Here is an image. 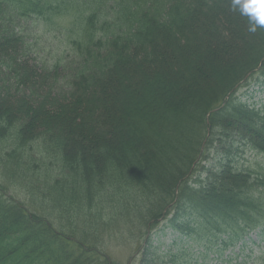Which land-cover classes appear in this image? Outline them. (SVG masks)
<instances>
[{"label": "trees", "instance_id": "trees-1", "mask_svg": "<svg viewBox=\"0 0 264 264\" xmlns=\"http://www.w3.org/2000/svg\"><path fill=\"white\" fill-rule=\"evenodd\" d=\"M214 5L0 0V264H117L108 239L132 231L147 236L142 264H164L150 253L163 230L204 242V261L213 245L217 258L231 249L237 264H264V175L235 163L245 149L264 153V110L234 93L255 72L264 88V35L248 51L253 62L216 89L179 96L161 78L163 49L186 46L183 29L203 21L214 45L235 43L244 16ZM25 23L63 36L39 69ZM129 75L133 133L122 138L110 101ZM212 153L222 157L215 169ZM256 244L258 255L245 254Z\"/></svg>", "mask_w": 264, "mask_h": 264}, {"label": "rangeland", "instance_id": "rangeland-1", "mask_svg": "<svg viewBox=\"0 0 264 264\" xmlns=\"http://www.w3.org/2000/svg\"><path fill=\"white\" fill-rule=\"evenodd\" d=\"M222 1L223 0H215L214 7H216L219 13H235L236 11L237 13H240L232 7V0L224 1L225 9H223V4L221 5V3H223ZM200 7H203L202 4ZM232 15L233 14L229 13L227 14V17H231ZM239 16L242 17L241 14ZM243 21L244 22L241 21L242 23L239 22V35L235 39L236 41L234 40L235 43L232 42L230 46H226L224 41L217 44L218 46L214 45L217 41L214 42V39H212L213 37L209 36L210 30L209 32H206V30L201 27L203 21L194 24L192 27L190 26V29H183L181 31V36L188 37L185 39L186 46L178 45L177 47L179 48L174 54H171L168 47L163 49V62L166 66V70L161 74V78L168 81V87L173 91L178 92L179 96L184 95V92L185 94L193 95L202 89L213 90V88L216 89L215 85L219 83L220 78L232 76V73L238 72L241 68L247 66L248 64L250 65L253 62L254 57L251 55L248 56V51H252L251 47H254L258 41L263 40L261 37L264 35V28L257 27L255 31H252L246 16H244ZM27 23H25V25H27L26 28L28 33L38 39L37 43L41 50L35 51L33 49L34 45L32 44L31 48L34 51H29L30 59L36 68L39 69L41 67L40 63L42 60L51 61L56 57L54 56V53L57 54L59 52L56 50L57 46L59 49L63 48V45H59V43L63 40V36L61 34H55L51 37L39 26H28ZM234 27L236 28V26H233V29ZM238 29L236 28V30ZM174 40H177V36ZM174 40H172L173 43L175 42ZM231 48L233 50H231ZM242 52H244V54ZM159 70L160 69L157 67L148 72L152 74H159L161 73ZM255 70L258 71L259 68ZM132 79V75L127 76V78L120 79L116 83L119 86L120 97L116 100L110 101V103H115L117 100L119 101V104L117 101L116 105V107H118L116 108L118 111L116 114L117 119L119 120L117 123L113 121L112 126L115 128L114 134L119 133L122 138H127L133 133V130L126 121V114L131 110V106L129 104L130 100L128 98V94L124 93L126 92L127 87H129L130 90L133 89ZM155 79H157V77ZM243 80L241 79L239 86L235 88V92L233 91L235 95L248 100L252 104L258 105L264 110V88L259 82V75L255 72V74H252L246 77L244 81ZM113 92L114 91L112 90V93ZM112 93L110 92L111 96ZM219 97H221V95H219ZM39 114H41V118L44 117L42 113L39 112ZM51 117L54 119V115ZM44 121L49 120L44 119L42 122ZM50 121L52 120L50 119ZM73 128L78 131L80 129L81 132L82 126L73 121ZM91 137H94V135L89 133L88 138L90 139ZM85 141H87V138H85ZM239 155L240 154L238 152L237 158H235V163L240 165L239 167L244 166L246 169L250 168L257 173L264 175V153H252L248 149H245L246 156ZM221 160V156H217L215 153H212L210 160L207 161L208 167H213L214 169L217 168L216 165L220 163ZM138 235L132 231L127 238H118L120 241L116 238L108 239V244L106 246L107 256L117 264H142L147 236H144L141 240ZM176 236L177 235L173 234L172 231L168 232L167 230H163L161 233L156 235V241L150 253L154 254L156 250L160 261H163L164 264H237V262L243 259L242 253L234 255L231 253V249H226L224 256L222 258L221 256L217 258L215 253L217 247L210 245V247H207L210 254L207 261H204L200 255V252H205L204 242L198 240L191 241L194 240V238H188L189 240L187 241L184 237H178L176 239ZM260 250L259 245L256 244L253 245L251 249H248L245 254L255 252V255H258L262 251ZM181 251H183V253H180ZM165 253H171L173 258L170 255L164 258L163 255ZM245 254H243V256ZM252 260H255V256L251 258V262ZM260 262H262V260L260 261L258 259L257 263Z\"/></svg>", "mask_w": 264, "mask_h": 264}, {"label": "clouds", "instance_id": "clouds-1", "mask_svg": "<svg viewBox=\"0 0 264 264\" xmlns=\"http://www.w3.org/2000/svg\"><path fill=\"white\" fill-rule=\"evenodd\" d=\"M232 7L248 18L252 31L264 28V0H232Z\"/></svg>", "mask_w": 264, "mask_h": 264}]
</instances>
